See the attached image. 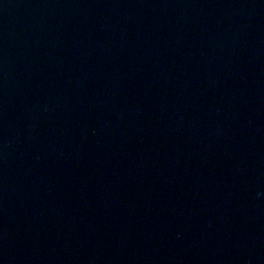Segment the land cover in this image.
<instances>
[{
	"label": "water",
	"instance_id": "obj_1",
	"mask_svg": "<svg viewBox=\"0 0 264 264\" xmlns=\"http://www.w3.org/2000/svg\"><path fill=\"white\" fill-rule=\"evenodd\" d=\"M0 264H264V0H0Z\"/></svg>",
	"mask_w": 264,
	"mask_h": 264
}]
</instances>
